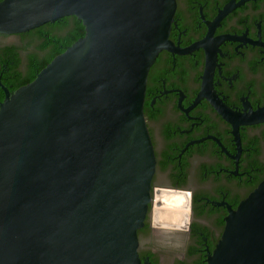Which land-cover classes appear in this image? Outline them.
Returning a JSON list of instances; mask_svg holds the SVG:
<instances>
[{
    "label": "water",
    "instance_id": "water-1",
    "mask_svg": "<svg viewBox=\"0 0 264 264\" xmlns=\"http://www.w3.org/2000/svg\"><path fill=\"white\" fill-rule=\"evenodd\" d=\"M175 9L176 0L0 2L1 35L71 16L86 28L14 94L0 80V264H147L138 232L150 205L154 227L188 228L189 194H152L156 157L143 111L150 68L173 50ZM176 197L184 220L158 224ZM225 221L207 264H264V181Z\"/></svg>",
    "mask_w": 264,
    "mask_h": 264
},
{
    "label": "flooded vegetation",
    "instance_id": "flooded-vegetation-1",
    "mask_svg": "<svg viewBox=\"0 0 264 264\" xmlns=\"http://www.w3.org/2000/svg\"><path fill=\"white\" fill-rule=\"evenodd\" d=\"M169 40L173 50L160 52L150 68L143 106L156 157L152 194H189L191 218L187 229L157 228L150 205L139 255L163 264L167 255L153 243L165 239L177 244L169 264H207L230 211L264 181V119H251L264 111V0H176ZM23 45L0 43V50L14 48L22 72L32 50ZM156 220L175 221L162 213Z\"/></svg>",
    "mask_w": 264,
    "mask_h": 264
},
{
    "label": "trees",
    "instance_id": "trees-1",
    "mask_svg": "<svg viewBox=\"0 0 264 264\" xmlns=\"http://www.w3.org/2000/svg\"><path fill=\"white\" fill-rule=\"evenodd\" d=\"M3 0H0V2ZM71 28V29H70ZM62 31V37L55 35L54 31ZM86 36V28L81 20L75 16L66 17L56 23H49L38 29L23 33L20 42L24 44V51H29L22 72L19 67L21 58L14 59L11 54L14 48L0 50L1 63L4 72L2 83L7 88L13 85L11 93L33 82L37 75L45 69L57 56L64 53L79 39ZM21 49V48H19ZM10 79L6 81L5 79ZM3 93L0 90V101H3Z\"/></svg>",
    "mask_w": 264,
    "mask_h": 264
},
{
    "label": "bare ground",
    "instance_id": "bare-ground-1",
    "mask_svg": "<svg viewBox=\"0 0 264 264\" xmlns=\"http://www.w3.org/2000/svg\"><path fill=\"white\" fill-rule=\"evenodd\" d=\"M183 205H184L183 199L180 197L166 198L165 207L161 208L160 209L161 212H158V213L159 214L162 213L164 215L167 214L168 218H170V219L173 218L176 221H179L181 214L186 215V213H187V209H184Z\"/></svg>",
    "mask_w": 264,
    "mask_h": 264
},
{
    "label": "rangeland",
    "instance_id": "rangeland-1",
    "mask_svg": "<svg viewBox=\"0 0 264 264\" xmlns=\"http://www.w3.org/2000/svg\"><path fill=\"white\" fill-rule=\"evenodd\" d=\"M20 39L19 38H0V43H4V42H19ZM154 247L156 249H158L159 251H162L163 254L167 255V257L165 258L163 264H169V257H170V249H172L173 247H176L177 244L173 243V242H169L165 239H156L154 240Z\"/></svg>",
    "mask_w": 264,
    "mask_h": 264
}]
</instances>
